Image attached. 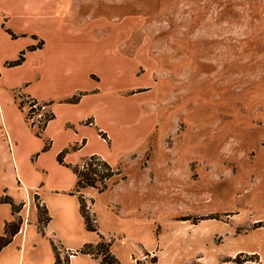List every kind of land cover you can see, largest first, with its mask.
Segmentation results:
<instances>
[{"label":"rangeland","instance_id":"rangeland-1","mask_svg":"<svg viewBox=\"0 0 264 264\" xmlns=\"http://www.w3.org/2000/svg\"><path fill=\"white\" fill-rule=\"evenodd\" d=\"M0 89L47 97L52 114L25 120L21 188L0 181L24 198L9 221L33 204L39 228L0 264H48L51 239L71 257L99 236L74 198L45 203L46 226L37 208L91 154L116 163L79 193L120 264H264V0H0Z\"/></svg>","mask_w":264,"mask_h":264},{"label":"crops","instance_id":"crops-1","mask_svg":"<svg viewBox=\"0 0 264 264\" xmlns=\"http://www.w3.org/2000/svg\"><path fill=\"white\" fill-rule=\"evenodd\" d=\"M11 32H13V31H11ZM13 33H14L13 36L9 32H8V35H10L11 37H18L17 36V35H19L18 33H15V32H13ZM33 36L37 42H40V44H38V45L36 44L35 46H37V48L41 47L44 44V39L41 37L40 34L33 33ZM24 87L27 88L26 85ZM24 94L32 96L34 98H37L38 100L39 99H42V100H48L49 99V98L44 97V96H38L36 93H32L28 89L24 92ZM94 119H95V117L92 114L90 116V120H89V124H91L92 126L95 125ZM25 120H26L25 113H24L23 109L19 106L18 100L15 98V95H13V92L6 94L5 89H0V181H4L6 179H12L14 181V183L17 184V187H20V185H19L20 180H24L28 177V175H27L28 173H27L26 167L24 165L25 161L22 158L23 157L22 151L24 149L26 151L29 148L30 144L33 143V139L30 135V132L32 133V131L29 128V126L27 125ZM47 125H48V122H47ZM47 125L45 127L46 129H47ZM96 128H97V131L98 130L100 131V133L104 132L103 130H100V127H96ZM32 135H33V133H32ZM38 147L30 149L27 152V157H33V155L37 154L36 158H38V156H39L38 152L34 153V151L36 149H38ZM46 148H44V146H42L40 149H41V151H44V150H46ZM103 158H105L109 164L115 163V162L109 160L108 158H106L105 156H103ZM42 169L44 170L45 168L42 167ZM74 176H75V174H74ZM75 179H76V177H75ZM74 186H75V183L72 187H70L68 189L53 188L52 190L49 191V193H48L49 198L48 199L45 198V202L42 200L44 198H41L40 195L38 194V192H36V193L39 195V197L43 201V204L47 203L48 207H50L49 209H51V207H52L51 205L54 202V200L66 198L64 196H69L71 198H74L76 200V203H77V206L79 209V201H78L79 192L73 190ZM0 187H1V189H0V204L5 205L7 208V214L4 217H2V220L0 223V234H1L4 231L5 223L7 221L11 220V218H13V216H14V214L11 211V204H10V202L3 200L4 196H9L15 203L19 202L20 200H24V198H13L11 195L6 193V186H5L4 182H1ZM72 191H74V192H72ZM57 194H60V195H57ZM94 201H93V204H94ZM58 202L59 201H55L56 206H57L56 203H58ZM105 207L108 211L113 212L111 210V208L108 207L107 204H105ZM23 210H24V208H23ZM51 211H52V209H51ZM80 218L83 222L84 219H83V216L81 215V213H80ZM29 219H30L29 221L27 220L21 224L19 230L13 235L10 242H12V240H14V238H17L18 236H20L21 237L20 243L25 245V241L27 240V235H28L30 223H32L33 227L38 230V228H37V212H36V207L33 204L31 205V211H30V218ZM49 220L46 222L45 226L47 225ZM81 224L83 225V223H81ZM86 239L89 241H85V242L95 243L99 240V236L94 237V238L93 237L86 238ZM9 243H7L6 245H8ZM6 245L3 246V248H1L0 254L2 252V249H4V247H6ZM68 249H71V248H68ZM110 249H111V247H110ZM147 251H151V250H147ZM111 252H112V250H111ZM77 256H82L83 260L82 261L76 260L75 258ZM132 260H135V258L132 257ZM48 264H53V251H52V256L50 257V261L48 262ZM70 264H101V256L100 255L95 256V255H91L90 253H83V252L73 254L70 257Z\"/></svg>","mask_w":264,"mask_h":264},{"label":"trees","instance_id":"trees-1","mask_svg":"<svg viewBox=\"0 0 264 264\" xmlns=\"http://www.w3.org/2000/svg\"><path fill=\"white\" fill-rule=\"evenodd\" d=\"M7 31L9 33H11V35L13 36L14 33L11 32V30L8 28ZM38 45V43H37ZM24 52L25 50L22 49L20 50L18 56L11 60L10 62H8V65H14V64H18L20 62L23 61L24 59ZM79 98V95H74L72 98H70V100L72 101H76ZM19 106L22 108V102L20 100H18ZM46 104V102H45ZM46 119H49L52 114H48L46 112ZM47 147V143L44 145V148ZM64 152V149L61 150L58 155L57 158L60 162H63L62 159V153ZM99 157L95 154H91L90 156L82 159V161L80 163H76L71 166V170L73 171V173L75 174V191L79 192V189L81 187H85L86 185H93L94 182L98 179H101L105 176H110L111 171H107V172H98L96 167L93 166V159ZM90 158V160H89ZM102 163L105 166H108L109 163L106 162L105 160L102 159ZM74 192V191H72ZM3 200L10 202L11 204V211L14 214V212L16 210H18V208L20 207L17 203H15L9 196H4ZM78 201H79V211L81 213V215L83 216L84 219V224L85 227L89 230H95L98 235H99V240L95 243L93 242H85L83 247L80 248V252L83 253H90L91 255H95L101 256V264H113V262L115 261L116 264H120L119 260L117 259V257L110 251V247H111V243L112 241H105L104 240V234L99 232V230L97 229L96 226H94L91 223L90 220V215L88 213L87 210V206L81 196V194H78ZM43 207H37L39 210V219H41L42 221L45 220V224L46 222L50 219V215L47 212V208L45 206V204L42 205ZM46 212L47 216L43 217L40 214L42 213V209ZM20 219L18 220H14V221H7L4 225V233L0 234V250L1 248H3V246H5L7 243H9L13 237V235L19 230L21 223H20ZM44 224V225H45ZM39 229V228H38ZM40 230L42 231V233H44L43 228H40ZM51 246H52V251H53V264H70V256L69 254L65 255V257H61L60 255V251L58 250V246L57 244L51 239ZM69 250V249H67ZM71 250V249H70Z\"/></svg>","mask_w":264,"mask_h":264},{"label":"built area","instance_id":"built-area-1","mask_svg":"<svg viewBox=\"0 0 264 264\" xmlns=\"http://www.w3.org/2000/svg\"><path fill=\"white\" fill-rule=\"evenodd\" d=\"M18 100L22 102V109L25 113V118L30 121L31 125L37 123L40 125L43 123L44 118H46V111L44 110L45 103L39 101L38 99L24 95L22 91H17ZM90 160V158H89ZM93 166L96 167L98 172L112 171L114 167L111 164L105 166L102 162V158L96 157L93 159Z\"/></svg>","mask_w":264,"mask_h":264}]
</instances>
